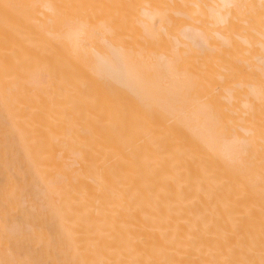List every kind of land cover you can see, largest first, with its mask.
Returning a JSON list of instances; mask_svg holds the SVG:
<instances>
[{
	"label": "bare ground",
	"instance_id": "1",
	"mask_svg": "<svg viewBox=\"0 0 264 264\" xmlns=\"http://www.w3.org/2000/svg\"><path fill=\"white\" fill-rule=\"evenodd\" d=\"M0 108V264H264V0H0Z\"/></svg>",
	"mask_w": 264,
	"mask_h": 264
},
{
	"label": "rangeland",
	"instance_id": "2",
	"mask_svg": "<svg viewBox=\"0 0 264 264\" xmlns=\"http://www.w3.org/2000/svg\"><path fill=\"white\" fill-rule=\"evenodd\" d=\"M0 119L7 125V127L10 128V130H12V133H14L13 126H12L8 116L6 115V113L1 108H0ZM5 140H7L6 137H5ZM32 178L35 181V183H34L35 185L39 184V182H37V177L35 175H32ZM3 183H4L3 177H2V175H0V185H3ZM16 203H17L18 207L22 204L21 200H17ZM15 220H16V222H20L21 223L22 219H21V214L20 213H16L15 214ZM5 233H6L5 230L1 231L2 235H4ZM21 243H22V246L27 244L25 240H21ZM26 248H28V247L27 246L25 248L22 247V248H20V250H16V251L12 252V255L21 256V253H22L21 251L25 252Z\"/></svg>",
	"mask_w": 264,
	"mask_h": 264
}]
</instances>
